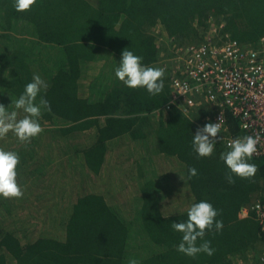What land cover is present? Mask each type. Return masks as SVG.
Here are the masks:
<instances>
[{
  "label": "trees",
  "instance_id": "obj_1",
  "mask_svg": "<svg viewBox=\"0 0 264 264\" xmlns=\"http://www.w3.org/2000/svg\"><path fill=\"white\" fill-rule=\"evenodd\" d=\"M156 31L167 41L161 43L165 56L169 48L201 45L210 34L213 44L235 41L264 60V0H36L24 12L14 9L13 0H0V38L19 43L0 52V104L18 98L33 74L48 85L36 100L47 101L39 123L48 127L30 141L11 132L0 142V149L20 156L16 180L24 201L0 197V264H238L255 245H264L255 217H239L242 208L264 202V156L249 161L258 169L254 177L228 182L220 157L227 138L243 136L229 112L213 155H196L192 135L211 122L214 110L198 108L190 121L178 106L166 107L170 68L159 64L163 47ZM125 48L143 64L164 69L159 95L115 78ZM7 110L17 111V119L26 115ZM121 141L126 156H118L115 171L134 190L126 207L97 193L92 179L105 172L107 160H117L113 153ZM161 161L164 168L156 167ZM190 168L196 176H189ZM65 185L73 191L65 196L67 205L50 209L62 202ZM174 189L187 200L166 213L164 197ZM49 194H56V203H48ZM201 200L213 205L224 226L206 230L213 255L188 257L176 250L182 234L172 224L184 221L187 208ZM42 206L49 207L38 220L58 213L61 237L44 233L46 224L34 236L27 230Z\"/></svg>",
  "mask_w": 264,
  "mask_h": 264
},
{
  "label": "clouds",
  "instance_id": "obj_2",
  "mask_svg": "<svg viewBox=\"0 0 264 264\" xmlns=\"http://www.w3.org/2000/svg\"><path fill=\"white\" fill-rule=\"evenodd\" d=\"M36 0H13L14 9L17 12L30 10ZM143 58L133 51L125 48L117 66L114 68L115 78L121 81L127 88H143L152 96L159 95L164 89V69L143 64ZM47 83L39 74H33L31 82L27 83L23 92L11 104L16 110H23L26 114L23 119H17V111H8L7 107L0 104V137L6 136L10 131L21 142L30 141L42 131L39 118L41 109L46 108L47 101L41 99L36 103L38 95L46 90ZM184 115L192 121L187 110ZM222 120L207 122L197 127L192 135V149L198 157H211L214 153L218 139H222ZM257 138L251 135L229 139L227 150L221 154L220 159L229 170L227 177L229 183H233V177L241 179L254 177L258 171L257 166L249 161L257 152ZM20 157L16 152L0 149V197L20 198L23 191L17 183L16 168ZM195 168L189 169V176H196ZM217 210L207 201L194 202L187 208V218L179 223L173 222L172 227L182 234L176 250L188 257H195L200 253L208 256L214 254L211 242L204 240L206 230L219 232L223 229V221L216 219ZM203 241L199 245L197 241ZM130 264H137L135 260Z\"/></svg>",
  "mask_w": 264,
  "mask_h": 264
},
{
  "label": "built area",
  "instance_id": "obj_3",
  "mask_svg": "<svg viewBox=\"0 0 264 264\" xmlns=\"http://www.w3.org/2000/svg\"><path fill=\"white\" fill-rule=\"evenodd\" d=\"M211 38L209 34L201 45L174 50L168 67L166 62L163 65L167 69L170 65L171 98L166 107L178 106L188 114L202 107L213 109L211 122L221 118V133L226 131L229 112L243 136L257 138L254 157L264 156V60L258 51L235 41L217 45ZM229 139L233 138L226 139V146ZM250 216L255 217L264 236V202L241 209V219ZM254 264H264V249Z\"/></svg>",
  "mask_w": 264,
  "mask_h": 264
},
{
  "label": "rangeland",
  "instance_id": "obj_4",
  "mask_svg": "<svg viewBox=\"0 0 264 264\" xmlns=\"http://www.w3.org/2000/svg\"><path fill=\"white\" fill-rule=\"evenodd\" d=\"M155 35L157 36L159 47H160L161 43H166L167 44V41L162 40L163 38L161 37L159 31H156ZM5 40H6V44H4ZM17 44H19L18 41L12 40L10 42V41H8V39L0 38V52H6V53L11 52L13 50V48H15V46H17ZM166 44H164V45L161 44L163 49H162V54L160 55L159 64H161L162 66L165 64V62L167 64V66H168V60H170L176 53L175 51H172L171 48H169L168 52H170L171 54H170V56H165L164 48H166ZM5 48H6V50H4ZM2 50H4V51H2ZM37 62H39V61L37 60ZM39 63H41V64L45 65L46 67H48V64L46 62L40 61ZM170 63L172 64V61ZM169 68H170V65H169ZM0 77L5 78L3 75L0 76ZM5 107H7V109L14 108V106L11 105L10 102L5 103ZM41 124H43V123H41ZM44 127L47 128L48 126L47 125H42V128H44ZM9 134H11V131L7 135L9 136ZM2 138L3 137H0V142L6 143V141L2 140ZM47 143H48V141L46 140L44 142V146L41 149H43L45 147V144H47ZM125 145H126V141L119 142V147L116 150H114V153H113V156H116L117 160L114 161V158L111 161L107 160L106 166L104 167L105 172L102 173V175L100 177H97V179L91 177L94 180V183L99 186L97 188V191H96L97 193H102V194H104L107 197H112L113 199H109V201H110V203L112 205L117 206V205L121 204V206H124V207L129 205V202L132 201V195L134 194V190L132 189V187H131L130 183L128 182V180L122 181V179H125V178H119L117 173H116V171H115V167L119 166V164L116 163L119 160L118 156L119 155L123 156L125 154V148H124ZM34 149H36V147ZM44 154H43V151L41 150L40 151V156L43 157ZM125 156H126V154H125ZM148 165H149V167H151L150 164H148ZM155 165H156V167L158 165H160L161 168H164L165 162L161 161L158 164L155 162ZM48 166H50V165L48 164ZM48 166H46V167H48ZM144 167L147 170L150 169V168H147V166H145V165H144ZM119 170L120 169H117V171H119ZM123 171H126V170H123ZM98 183H101V186ZM63 190H65V193L64 192L60 193V197H62V196L64 197L62 199H59L56 196V194H49V196L52 197V198H48L47 199L48 203H50V205L56 203L58 199H59V201L60 200L62 201L60 204L50 206V209L51 208L57 209V208H59L58 206H60L61 204L65 205L67 203V200H69V198H68V196H67V198H65V196L68 195L69 193H70L69 195H71V192H73V191L67 192L68 187H66V185H65ZM170 193L171 192H169L164 197V198H166L165 201H164V211L166 213H169L168 211H170V210H175V206L176 205H179L182 208V203L187 200L186 196H183L184 195L183 191L179 192V191H175V189H174L173 193H171V194ZM23 202H24L23 201V197L16 198V203L17 204H21ZM40 202H43V201H40ZM48 207L49 206H42L40 211L37 212V214L34 212V214L37 216L36 220H28L29 223H27L26 228H27V230L29 229V231L32 232V236H34L35 234L40 233L41 229H39V228H40V226H42V224L43 225L46 224L47 228L49 229V230H47V228H46L44 233L51 234V235L53 234V235L58 236V237L62 236V233L57 231V229H58V227H57L58 220H55V218L58 216V213H55V211L50 213V215L48 217L49 220H38L41 217H43V214L48 209ZM14 221H16V220H14ZM51 222H52V224H51ZM37 223H38V227H37ZM49 226H50L51 229L49 228ZM254 248H255V250H249V252L246 253L244 257H240V259L238 260V264H254L256 262V260L258 259L259 255L261 253V250L264 249V245L260 246L259 244H257V245L254 246ZM258 251H260V252L258 253Z\"/></svg>",
  "mask_w": 264,
  "mask_h": 264
}]
</instances>
